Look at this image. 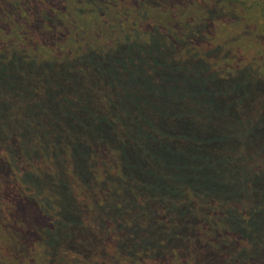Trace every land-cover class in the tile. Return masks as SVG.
<instances>
[{
    "label": "trees",
    "instance_id": "obj_1",
    "mask_svg": "<svg viewBox=\"0 0 264 264\" xmlns=\"http://www.w3.org/2000/svg\"><path fill=\"white\" fill-rule=\"evenodd\" d=\"M214 1L215 7L208 5L206 0H188L190 4L194 3V11L201 14L196 26L205 21L203 28L201 26L204 34L188 43L183 40L184 36L179 37L180 42L172 47L175 53L178 51L176 60L183 63L180 68L186 67L187 75H191L179 82V87L172 85L179 90L183 104H191L188 98L193 95L186 91L189 85L204 90L220 78L224 81L223 76H243L245 85L260 83V90L264 91V48L251 55V63L233 64L230 54L233 48L229 47L223 58L215 59L222 46L206 44L207 32L217 35L214 30L209 31V26L215 29L220 23L222 30L224 28V32L229 33L225 27L228 22H235L238 19L235 15L240 14L237 6L232 5L233 17L226 21L216 8L222 4L224 10L225 0ZM179 20L188 24L186 26L191 25L188 18ZM146 21L149 23L143 26ZM152 22L158 21L141 0H0V264H57L58 255L70 249L84 260L91 261L92 249L88 244L94 239L108 242L114 250L111 262L94 264H201L197 257L181 253L179 248L160 254L148 250L153 244L135 246L132 251L124 250L122 241L115 242L113 236L105 234L108 224L100 223L87 210L93 197L113 186L110 184L112 177L118 202L128 195L134 198L135 204L141 202V195L131 192L139 183L130 180L125 171L128 165H132L121 142L123 133L135 122L138 125L134 127V135L138 134L140 139H133L131 135L126 141H131V146L137 149L145 144L150 147L157 144L163 150L173 149L175 145L199 147L198 140L189 134L191 127L176 126L179 120H196L197 124L193 125L198 133L208 130L215 133L211 146L215 157L203 158L200 162L211 167L222 180L242 186L230 194L229 201L219 195L208 196L194 185L177 190L176 206L186 207L198 220L206 234L203 238L211 237V243H218L214 235L224 229L223 222L229 212L243 211L240 206L244 207V214L250 210L264 211V188H250L254 176L264 178V100L257 101L259 108L256 110H252L254 104L246 103L248 110L254 111L255 115L252 117L244 110L237 119L233 113L236 107L238 110L242 108L245 99L231 101L225 112L216 115L211 114V107L208 111L201 107L193 111L183 109L177 116L176 113L154 109L140 113L129 111L132 109L130 103L134 101L131 95L144 81L140 76L159 71L149 67L150 64H143L146 61L144 56L151 54L150 45L156 43L152 32L155 30L165 36L176 34L168 27L165 31L160 24L154 25L152 31ZM236 32L238 38L245 33L243 29ZM218 34L221 35V31ZM261 34L264 39V28ZM164 39L167 43L172 40L169 36ZM117 58L118 63H115ZM192 59L200 61V69L184 64ZM110 63L115 66L113 69L106 67ZM194 74L202 78H194ZM162 80L147 83L153 98H160L156 86ZM250 92L244 97H249ZM259 112V118H262L257 121ZM82 115L92 121L90 123L106 121L112 125L114 149L102 143L93 155H85L82 148L77 146V150H70L67 143L57 141L72 136L71 120H81ZM166 124L177 132H169ZM79 156H85V167L73 171L80 165ZM111 163L114 172L108 166ZM194 163L190 167H195ZM59 185L64 191L59 190ZM252 194L258 195L257 198L252 199ZM69 197L75 202L71 206L72 215H79L83 209L84 219L76 222L85 235L71 239L74 230L70 228L57 239L45 238L52 228L66 227L63 206ZM97 199L101 206V198ZM87 221L95 224L94 230L88 228ZM116 223L113 219L112 233L117 237L126 225L115 229ZM83 243L86 250L81 246ZM236 246L239 251L221 256L210 264H264V242L255 245L245 233ZM254 246L260 250H252ZM105 253L108 257L111 255L108 251H102L101 255Z\"/></svg>",
    "mask_w": 264,
    "mask_h": 264
},
{
    "label": "rangeland",
    "instance_id": "obj_2",
    "mask_svg": "<svg viewBox=\"0 0 264 264\" xmlns=\"http://www.w3.org/2000/svg\"><path fill=\"white\" fill-rule=\"evenodd\" d=\"M141 1H143V5L151 9L152 16L158 21L157 23L152 22V31L154 30V25L160 24L162 27H165V31L168 27L176 34H174V36L170 34L165 36L163 33L160 34L155 30L152 32L156 43L154 42L150 45L149 49L151 54L144 56L146 59L145 63H143V61L141 62L143 64H150L151 66L149 67H155L159 71L155 72V74L149 73V75H147L148 73H144L140 76L141 80L144 81L142 85L135 87L134 94L131 95L134 101L130 103V108L132 109L129 111L131 113H140V111H144L145 109H154L176 113L177 116L182 113L183 109L193 111L197 109V107H201L205 108V111H208L209 107H211L212 113H210L216 115L217 113L225 112L228 107H230L231 101L238 102L240 99H245V103L240 110L236 107V111L233 113L235 117H233L236 119L239 118V113L244 110L249 111L250 115L253 117L255 112L248 110L246 103L254 104L251 107L252 110H256L258 107L257 101L260 100V98L264 100V91L260 90L262 87L260 83L252 85L249 83V85H245L244 77L240 75L234 78L232 76H223L224 81L220 78L216 80V82L211 83V85L207 86L204 90H202V88L198 89L194 84H191L192 86L189 85L186 91H189L190 94L193 95L192 98H188L189 100L191 99V104H183L179 90L172 85L176 84V86H178L183 81L189 79L188 76L191 75H187L188 72L186 67L181 69L183 63L176 60L178 51L176 50L175 53L172 47L174 44L180 42L179 37L184 36L185 39L183 40L185 43H188L192 38L202 36L204 34L202 28L205 25V21H201V24L196 26L201 14L200 11H194V3H191L193 4L191 5L188 0ZM207 2L209 3L208 5L211 4L213 7L216 6L214 0H206V3ZM223 2L226 4L227 8L230 6L228 10L226 7L222 10V4L216 7L220 9L221 15L224 16L223 19L227 21L228 18L233 17L232 5H236L239 10L240 14L235 15L238 19L233 23L228 22L227 28L225 27V29H227L229 33H225L224 28L222 30L220 23H218L219 25L215 29L209 26V31L214 30L217 35L213 36L211 34H214V32H209L210 34L207 32L206 44H220L222 46L221 52L215 59L223 58L224 55L228 53L229 47H231L233 48V51L230 53L232 55L231 61L233 64L237 62L249 64L251 63V55H255V52L260 48H264V39L260 37V35H262L261 30L264 28V2L263 0H225ZM205 13L207 16V11H205ZM203 17L205 19L204 15ZM181 18H188V21L190 19L191 25L186 26L188 24L184 23V21H180L179 19ZM147 22L148 21H146L143 26L147 24ZM129 23H132V21H129ZM229 23H231V25ZM199 26L200 28H198ZM239 27L241 28L238 29ZM253 28H257L258 31H254ZM241 29H243L245 33L241 35L243 37L238 38V32L236 31ZM147 30L151 32L150 29L147 28ZM220 31L221 35L218 34ZM167 36H169V39L172 38L170 42L168 41L169 43L164 42V38H167ZM134 54L139 55V53ZM118 59L119 58L114 59L115 63H118L116 61ZM137 60L140 61L138 58ZM184 64H189L188 66L192 69H200L202 65L200 61L196 59H192L189 63L185 62ZM106 67L113 69L115 66H112L110 63ZM112 75L113 74H110V76ZM124 75L126 76V73H124ZM192 76H194V78H202V76L196 74ZM208 76L209 75L206 77ZM173 78L174 80H172ZM156 79L162 80L160 83L158 82L156 86L157 90L160 91V98L158 99L157 97L153 98V94H151L152 91L147 85V83L149 84ZM247 91H251L252 93L250 92L251 95L245 98L244 94L248 93ZM112 99L115 101L114 98ZM262 104H264V101ZM260 116L261 113L259 112V116L256 118L257 121L261 120L262 117L259 118ZM81 118V120H71V137H64L57 141L60 143H67L70 150H77L78 146L84 150L85 155L91 153L93 155V151H98L102 143L113 149L115 148L113 142V138L115 137L111 124L106 121L93 124L90 123L92 121L86 120L84 115H82ZM232 120L235 121L234 119ZM172 122L175 124V119H173ZM193 123L197 124L196 120L190 122L179 120L176 122V126L191 127V133L189 134L192 138L198 140L199 147L195 145L192 147L178 145L176 147L175 145L173 149L163 150L157 144H154L152 147L145 144L142 148L137 149L131 146V141L128 142L126 140L131 139V135H133V139H140L138 134L134 135V127L138 124L135 122L132 128L123 133L125 138L122 137L121 142L124 146V151L130 156L129 163L132 165V167L129 165L128 167L126 166L127 168L125 171L128 172L130 180L133 179L138 181L139 185L134 188L135 190L132 189L131 192L140 194L141 202L135 204L134 198H132L131 195H128L125 200L118 202V199L115 197V180L112 177L110 184L113 186L109 187V190L103 192L101 195L93 197L91 202L87 205V210L92 212L95 219L99 220L100 223L108 224V227L105 229V234L113 236V238L116 239L115 242L122 241V248L124 250L132 251L135 246L139 247L153 244L150 248L148 247V250H151L155 254H160L164 251H170V249L176 250V248H179L181 253L191 254L193 257H197L201 264H210L216 262L221 256H228L229 254H234L236 251H239L240 249L236 245L240 239L242 240L244 238L245 233L249 234V237L254 240L255 245L264 242V227L261 226V224H264V216H261L264 215V211L259 213L256 210H253V212L250 210L253 213H251L252 215L250 211L248 212L250 215L247 212L244 214V207L240 206L241 209L243 208L242 212L239 209L229 212L226 222H223L224 229L219 231L216 235L213 233L214 238L218 240V244L211 243V237L203 238L206 237V234L202 230L203 226L199 224L196 218L190 215L186 207L176 206V192L186 185H194L208 196L219 195L225 201H229L230 196L232 197L230 194L239 191L242 186L222 180L213 172L211 167L205 166L200 162L203 158L215 157L216 153L211 149L213 144L212 138L215 133L209 130L198 133ZM130 124L132 123L130 122ZM168 124H166L167 130L176 133L177 131L169 128L171 125ZM126 128L127 125L124 129ZM105 131L107 133H105ZM178 149L182 150L179 151ZM84 157L85 156H79L78 161L80 165L74 167L73 171H78L80 168L85 167ZM262 158H264V153L262 154ZM191 163H194L195 167H190ZM108 166L113 168L112 172L115 171L113 163ZM258 187L264 188V178L254 176L250 188L255 189ZM59 190L64 191V187L59 185ZM126 191L128 194V190ZM257 196L258 195L252 194L251 198L256 199ZM98 197L102 200L101 206L97 203ZM167 199L172 201L168 202ZM74 203V200L70 197L65 200L63 210L66 213V223L64 224L66 227L63 229L62 227L57 229L52 228V231L49 235H45V238L57 239L62 233L67 232L68 229L70 230V228L74 230L72 237L70 236L71 239L74 237H83V235H85L82 231L83 228L81 230L76 222V220L84 219L83 209L78 212L79 215H72V212H70L71 206H73ZM243 203L244 201L240 202V204ZM81 205L82 204H79V206ZM129 207L131 208L129 209ZM84 213L87 214L85 206ZM113 219L117 222L115 229L118 226L123 227L124 224L126 225L125 228L119 232L117 237L112 233L114 228ZM67 222L71 224L68 225ZM87 226L89 229L94 230L95 224L88 222ZM204 227H207V225ZM197 228H199V230H196ZM201 235L202 238L199 237ZM104 238L106 239L105 236ZM261 240H263V242H261ZM81 246L86 250V245L84 243ZM88 247L92 249L91 255H89L91 261L84 260L83 257L70 249L58 255L57 264H94L101 263L102 261L109 263L111 259L114 258L112 257L114 254L113 246L102 239H94L88 244ZM252 250L257 251L260 249L254 246ZM102 251H108L111 255L109 257L106 253L101 255ZM93 253L96 254L94 255Z\"/></svg>",
    "mask_w": 264,
    "mask_h": 264
}]
</instances>
